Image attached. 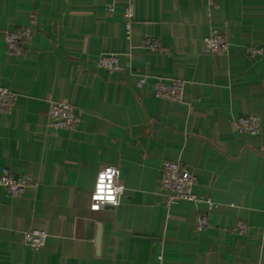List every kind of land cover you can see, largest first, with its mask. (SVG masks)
Returning a JSON list of instances; mask_svg holds the SVG:
<instances>
[{
  "label": "crops",
  "instance_id": "crops-1",
  "mask_svg": "<svg viewBox=\"0 0 264 264\" xmlns=\"http://www.w3.org/2000/svg\"><path fill=\"white\" fill-rule=\"evenodd\" d=\"M18 29L32 36L10 52ZM212 33L225 53H205ZM102 54L123 70L99 68ZM159 80L181 81V99L156 98ZM0 88L16 97L0 108V172L33 182L17 197L0 186V264H264V0H0ZM51 103L71 106L73 129L48 124ZM242 115L259 133L237 131ZM165 161L194 174L197 201L166 204ZM108 165L123 194L91 211ZM31 230L47 234L37 252Z\"/></svg>",
  "mask_w": 264,
  "mask_h": 264
},
{
  "label": "built area",
  "instance_id": "built-area-1",
  "mask_svg": "<svg viewBox=\"0 0 264 264\" xmlns=\"http://www.w3.org/2000/svg\"><path fill=\"white\" fill-rule=\"evenodd\" d=\"M127 19L131 18V8L125 11ZM129 23L126 24V30H129ZM32 36L30 29H18L12 33L6 34V47L10 52H20L21 43ZM142 46L146 51L154 52L159 49V43L155 38L145 37ZM205 53L210 55L223 54L227 50V43L222 36L212 33L204 39ZM245 54L250 58L262 56V51L259 48H245ZM97 66L108 73L119 72L123 70V66L115 54H102L97 59ZM183 83L179 80H159L154 86V95L156 98L179 101L181 99ZM16 97L11 92L4 88H0V108L10 110L15 102ZM48 124L55 129L71 130L77 123V118L69 104L66 103H51L47 111ZM236 129L243 134H257L260 131V120L255 115H242L236 120ZM109 168H115L117 174L112 177V187L116 190L122 186L119 179V170L114 166H103L97 172L92 192L90 194L91 211H100L104 208H115L118 206L122 192H114L117 200L115 204L109 201L96 200V185L99 182V175ZM107 183V180L105 181ZM196 182L194 174L184 165L178 162L165 161L161 168L160 186L164 194L166 204H172L180 200L197 201L198 199L192 193V187ZM31 178L27 176H16L11 174L7 169H2L0 172V186L4 187L7 192L14 197L19 196L23 190L32 185ZM207 225V218L204 215H199L196 218L195 230L197 232L203 230ZM236 232L243 234L247 231V225L243 222L236 224ZM47 234L42 230H31L24 233V242L37 252L42 249L46 242Z\"/></svg>",
  "mask_w": 264,
  "mask_h": 264
},
{
  "label": "clouds",
  "instance_id": "clouds-1",
  "mask_svg": "<svg viewBox=\"0 0 264 264\" xmlns=\"http://www.w3.org/2000/svg\"><path fill=\"white\" fill-rule=\"evenodd\" d=\"M117 174V170L115 168H109L105 172L100 173L99 182L96 185V195L95 199L100 201H109L112 204L117 202L114 192H122V186L119 190H116L112 187V177ZM107 180V183L105 182Z\"/></svg>",
  "mask_w": 264,
  "mask_h": 264
},
{
  "label": "water",
  "instance_id": "water-1",
  "mask_svg": "<svg viewBox=\"0 0 264 264\" xmlns=\"http://www.w3.org/2000/svg\"><path fill=\"white\" fill-rule=\"evenodd\" d=\"M96 243H97V246H98V243H99V231H98V236H97Z\"/></svg>",
  "mask_w": 264,
  "mask_h": 264
}]
</instances>
